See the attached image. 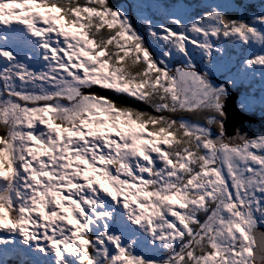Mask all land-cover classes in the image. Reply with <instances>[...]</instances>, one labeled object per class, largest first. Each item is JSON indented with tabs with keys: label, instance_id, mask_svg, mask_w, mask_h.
<instances>
[{
	"label": "snow or ice",
	"instance_id": "6c2138e0",
	"mask_svg": "<svg viewBox=\"0 0 264 264\" xmlns=\"http://www.w3.org/2000/svg\"><path fill=\"white\" fill-rule=\"evenodd\" d=\"M264 0H0V264H264Z\"/></svg>",
	"mask_w": 264,
	"mask_h": 264
},
{
	"label": "water",
	"instance_id": "95a60500",
	"mask_svg": "<svg viewBox=\"0 0 264 264\" xmlns=\"http://www.w3.org/2000/svg\"><path fill=\"white\" fill-rule=\"evenodd\" d=\"M253 132H259L264 129V123H262L259 119L253 121L250 125Z\"/></svg>",
	"mask_w": 264,
	"mask_h": 264
}]
</instances>
